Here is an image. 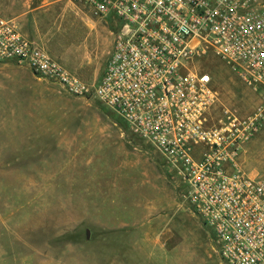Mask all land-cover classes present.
<instances>
[{
  "label": "rangeland",
  "instance_id": "rangeland-1",
  "mask_svg": "<svg viewBox=\"0 0 264 264\" xmlns=\"http://www.w3.org/2000/svg\"><path fill=\"white\" fill-rule=\"evenodd\" d=\"M0 14L86 84L101 77L114 29L83 4L0 0ZM189 66L218 93L213 122L224 108L244 117L258 105L212 52ZM109 110L0 62V264H224L185 184ZM239 162L264 181V126Z\"/></svg>",
  "mask_w": 264,
  "mask_h": 264
},
{
  "label": "built area",
  "instance_id": "built-area-1",
  "mask_svg": "<svg viewBox=\"0 0 264 264\" xmlns=\"http://www.w3.org/2000/svg\"><path fill=\"white\" fill-rule=\"evenodd\" d=\"M111 22L112 48L86 84L0 14V62H15L69 95L94 97L163 158L186 186L192 212L214 235L224 264H264V181L239 162L264 126V0H68ZM212 52L259 93L252 113L224 108L189 63Z\"/></svg>",
  "mask_w": 264,
  "mask_h": 264
},
{
  "label": "crops",
  "instance_id": "crops-1",
  "mask_svg": "<svg viewBox=\"0 0 264 264\" xmlns=\"http://www.w3.org/2000/svg\"><path fill=\"white\" fill-rule=\"evenodd\" d=\"M10 19H13V18H10ZM15 20H17V19H14V21ZM16 22V21H15ZM16 25H17V22H16ZM17 27H18V29H19V31L20 32H23L22 30H21V28H19V26L17 25ZM22 34V33H21ZM24 36H26V37H28V38H30L28 35H26V34H24ZM31 39V38H30ZM34 42H36L41 48H43L44 49V46H46V41H34ZM45 50V49H44Z\"/></svg>",
  "mask_w": 264,
  "mask_h": 264
},
{
  "label": "trees",
  "instance_id": "trees-1",
  "mask_svg": "<svg viewBox=\"0 0 264 264\" xmlns=\"http://www.w3.org/2000/svg\"><path fill=\"white\" fill-rule=\"evenodd\" d=\"M109 111H111V110H109ZM115 116H117V118H119L120 119V117L117 115V114H115L113 111H111ZM124 123V122H123Z\"/></svg>",
  "mask_w": 264,
  "mask_h": 264
},
{
  "label": "water",
  "instance_id": "water-1",
  "mask_svg": "<svg viewBox=\"0 0 264 264\" xmlns=\"http://www.w3.org/2000/svg\"><path fill=\"white\" fill-rule=\"evenodd\" d=\"M86 235H87V237H88V231L86 232Z\"/></svg>",
  "mask_w": 264,
  "mask_h": 264
}]
</instances>
